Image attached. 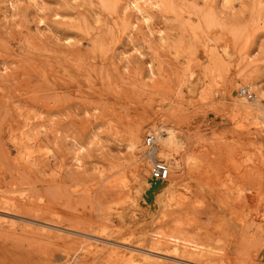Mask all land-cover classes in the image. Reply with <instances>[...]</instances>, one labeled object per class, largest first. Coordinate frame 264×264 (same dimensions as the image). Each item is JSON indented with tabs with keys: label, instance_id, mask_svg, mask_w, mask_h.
Instances as JSON below:
<instances>
[{
	"label": "rangeland",
	"instance_id": "obj_1",
	"mask_svg": "<svg viewBox=\"0 0 264 264\" xmlns=\"http://www.w3.org/2000/svg\"><path fill=\"white\" fill-rule=\"evenodd\" d=\"M242 103L264 112V0H0V264H264ZM167 126L189 165L156 205L134 169Z\"/></svg>",
	"mask_w": 264,
	"mask_h": 264
},
{
	"label": "bare ground",
	"instance_id": "obj_2",
	"mask_svg": "<svg viewBox=\"0 0 264 264\" xmlns=\"http://www.w3.org/2000/svg\"><path fill=\"white\" fill-rule=\"evenodd\" d=\"M149 4L151 7L157 6L156 2L155 3H149ZM220 42H222V41H220ZM238 111L246 114L249 118L252 117V118H255L256 120H260L264 123V112L263 111L259 112V110L251 109V106L248 104L242 103L241 106H238ZM164 132L165 133L163 135H161L159 133L160 136L158 135V137L154 133H151L156 138L157 147L152 151L151 154H145L144 153V156L149 159L150 165H151V160H153V158L167 162V164L169 165V170H170L169 171V177L164 181L153 179L150 175V167H149V171H148V166L146 164L147 161L145 163H142L141 165L136 166L134 169V179L139 181L140 185H142L146 189L150 190V194L152 193L151 195L153 197V204H156V205L162 204L165 199H170L173 197V195L178 190V188H177L178 183L176 182V180L179 179L178 174H180L182 171H184L183 169H184L185 165H189V163L181 162V160H179L177 157H175V155L178 153V151L183 148L182 146L184 144L182 139H180L176 135L175 129L173 127L167 126L165 128ZM158 141H159V143H158ZM139 147H140V145H139V134L135 133V134H133L132 140L129 143V148L134 152ZM183 159H184V156H183ZM173 174H177V177L173 178ZM149 179H152V180H149ZM110 244L114 245L112 243H110ZM121 244H123V243L121 242ZM110 247H112V246H110ZM123 247H125V246H123ZM198 249H200V248L198 247ZM131 253L132 252H130V255H131ZM198 253H200V252H198Z\"/></svg>",
	"mask_w": 264,
	"mask_h": 264
},
{
	"label": "built area",
	"instance_id": "obj_3",
	"mask_svg": "<svg viewBox=\"0 0 264 264\" xmlns=\"http://www.w3.org/2000/svg\"><path fill=\"white\" fill-rule=\"evenodd\" d=\"M249 99L252 98L248 95ZM157 147L156 138L154 135L149 134L144 139L145 154H151ZM169 165L163 160L153 158L150 165V175L153 179L164 181L169 177Z\"/></svg>",
	"mask_w": 264,
	"mask_h": 264
}]
</instances>
